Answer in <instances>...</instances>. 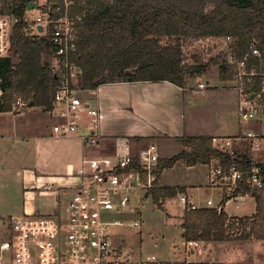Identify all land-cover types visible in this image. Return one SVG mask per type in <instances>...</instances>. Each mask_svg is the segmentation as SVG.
I'll use <instances>...</instances> for the list:
<instances>
[{
	"label": "trees",
	"instance_id": "1",
	"mask_svg": "<svg viewBox=\"0 0 264 264\" xmlns=\"http://www.w3.org/2000/svg\"><path fill=\"white\" fill-rule=\"evenodd\" d=\"M0 0V13L17 21L12 30L11 54L0 59V112L12 110L19 97L27 106L51 108L57 82L48 69L49 48L45 37L24 32L29 2ZM80 13L77 48L73 60L81 67L79 86L95 90L113 82L169 81L186 88L189 81L219 65L222 80H232L234 67L220 55L206 62L192 57L184 61L183 39L200 40L230 36V46L238 57L250 53L253 39L264 48V0H75L73 14ZM170 40V42H169ZM174 40V42H173ZM16 58V60L14 59ZM248 69L264 70V56L249 54ZM262 77L253 78L250 88L258 93ZM182 149L171 157L159 158L156 179L147 197L161 208V201L182 192L180 187L158 186L162 171L182 161L187 166L216 161L225 170L236 162L242 171L251 168L247 155H230L214 147L212 137L186 135L177 138ZM264 176V175H263ZM238 193L249 192L256 202L250 216H230L216 208L186 210L181 224L186 241L261 240L264 235V187L248 188L241 183ZM230 196L225 195V203ZM184 264H229L188 262Z\"/></svg>",
	"mask_w": 264,
	"mask_h": 264
},
{
	"label": "built area",
	"instance_id": "2",
	"mask_svg": "<svg viewBox=\"0 0 264 264\" xmlns=\"http://www.w3.org/2000/svg\"><path fill=\"white\" fill-rule=\"evenodd\" d=\"M74 4L75 0L38 3V8L27 10L25 14L24 32L48 40V69L57 79L52 105L47 111L54 120L53 134L70 137L84 128L79 134L83 145L95 146L100 139L101 117L93 102L95 97H91L95 95V90H86L90 94L87 98L79 95L77 83L82 69L73 56L77 48V24L82 15L73 14ZM35 11L39 14L30 15ZM16 21V17L0 13V59L11 54V35ZM39 26L42 31L38 30ZM209 38H218V54L235 68L232 80L238 98L240 126L236 138H255L256 134L248 130V125L257 117L264 101V70L256 72L254 66L248 69L247 60L249 54L264 56V48L260 50L257 40L253 39L250 53L238 57L230 46V36ZM223 46L226 47L225 54ZM256 76L262 77L258 93L250 88ZM197 86L202 88L203 84ZM14 105L17 109L27 107L26 101L21 98L16 99ZM212 140L225 147L232 143L231 138ZM219 150L234 155L232 149L219 147ZM159 158L155 143L143 146L137 153L117 149L112 154L83 156L74 174L77 177L75 190L62 200L56 211L49 214L26 212L11 217L10 231L0 238V264H168L154 253L142 255L135 253V249H122L114 241L116 230H113L123 225L121 216L126 212L137 211V206L131 204L134 194L143 192L147 196L156 179L154 169ZM251 164L249 171L244 172L236 162L225 170L215 161L209 168V185L223 189L231 199L244 200L251 195L249 192H237L241 183L248 188L264 187V160L251 161ZM55 184L58 188L54 187ZM63 186L46 181L41 189L59 194L65 188ZM180 199L185 203L186 195ZM211 203V200L207 201L208 205ZM197 207L191 202L187 205L188 210ZM213 208L220 210L221 206L213 205ZM127 224L131 228L137 225L136 222ZM261 241L264 244V235Z\"/></svg>",
	"mask_w": 264,
	"mask_h": 264
},
{
	"label": "crops",
	"instance_id": "3",
	"mask_svg": "<svg viewBox=\"0 0 264 264\" xmlns=\"http://www.w3.org/2000/svg\"><path fill=\"white\" fill-rule=\"evenodd\" d=\"M207 70L208 68L192 79L196 81L194 86L191 84V80L186 88H180L165 80L113 82L99 85L95 89L93 101L98 107L101 117L100 139L97 145L100 144L103 149H106L105 154L107 155L114 153L117 149L122 152L128 150L131 153H137L143 146L155 143L158 147L159 156L162 158L171 157L182 149L177 138L186 135H206L218 139H232V143L227 147L214 142V147L217 149L219 147L232 149L234 155H247L252 161L251 151H254V155L256 153L264 157V101L257 117L248 125V130L256 134V137L252 139L236 138L240 126L237 117L238 98L235 83L233 80L220 79L218 74H213L210 77L207 75L209 73ZM202 76L213 80V83L210 84L209 80L198 78ZM199 83L203 84L202 88L197 86ZM77 86L80 89L79 82ZM210 94L216 95L215 104H209L214 107V113L211 116L208 115V118H204L200 115L202 102L207 96L210 97ZM42 111L44 115H42ZM0 114L4 115L0 119V165L7 164L6 160L2 158L5 151L15 152L20 161L10 167L12 171L15 169L19 175L24 173L25 186L27 187L23 188V194L27 197H32L35 193L53 194L50 211L54 212L64 198L61 200L60 195L54 191L42 190V183L52 181L64 185L63 187L69 190V195L73 193L75 190L74 183L77 180H72V176L80 166L82 157L94 153V149L81 143L79 134L85 129L81 128L70 137L56 136L52 132L54 120L47 111L35 106H27L25 111L17 114L10 111L0 112ZM5 124L10 126L9 130L4 129ZM60 163L64 166L59 168ZM211 164H215V161L195 166H187L184 162L178 161L172 167L164 169L157 179L158 186L183 189L182 192H177L176 195L163 199L161 201L162 207L158 208L164 214L160 225L162 228H176V226L179 228L180 241L170 232L166 233L167 231L160 235L173 249L176 258L179 256L186 257L190 259V262H217L203 259V253L199 247L212 243L219 244L224 241H186L182 236L183 229L181 226L184 213L188 210L187 205L190 202L197 205V209L213 208V205H220L227 215L234 216L224 210L225 204L232 199L222 203L225 196L224 190L209 185L208 172ZM199 167H208V171H205L202 178H199L195 171ZM58 169L59 171L65 169V171L64 173L59 171L55 173L54 171ZM183 169L186 170L187 174L181 182L177 174ZM54 187L58 188L57 184ZM202 188L211 192L216 190L215 200L207 198L203 203V200L199 198V191ZM54 194L55 197L57 196L55 200ZM182 195H186V204L180 199ZM251 198L254 201V211L250 214L235 216H250L255 212L256 202L253 197ZM208 200L212 201L210 205L207 204ZM170 203L173 206L171 211L169 209ZM24 206V210L28 213L37 211L33 202L25 201ZM248 245L251 246L252 244L248 242ZM175 249H179L180 253H177ZM219 263H224V261L220 260Z\"/></svg>",
	"mask_w": 264,
	"mask_h": 264
},
{
	"label": "rangeland",
	"instance_id": "4",
	"mask_svg": "<svg viewBox=\"0 0 264 264\" xmlns=\"http://www.w3.org/2000/svg\"><path fill=\"white\" fill-rule=\"evenodd\" d=\"M46 0H37L35 2L39 3V5L43 4ZM1 5V3H0ZM39 12L35 11L33 16L38 15ZM217 39L218 38H205L200 40L194 39H183V47L182 51L184 54V61L191 63L193 61L192 57L195 56L196 59H200L202 61H207L213 55L218 54L217 48ZM170 42V40H169ZM174 42V40H173ZM16 60V58H14ZM208 72L207 75L211 77V75H219V65L216 64H209L207 66ZM196 78V77H195ZM201 80H209L210 84H212L213 80L208 79L205 76L198 77ZM190 81L188 82V84ZM187 84V85H188ZM191 84L194 86L196 84L195 80L191 81ZM121 89V88H118ZM120 92V91H119ZM118 92V93H119ZM121 94V93H119ZM79 95L81 97L87 98L90 94L87 91H80ZM121 96V95H119ZM94 97V96H91ZM19 98V97H18ZM17 98V99H18ZM122 98V96H121ZM95 99V98H94ZM93 99V100H94ZM216 95L210 94V97L207 98L202 102V112L200 115L202 117H206L208 115H213L214 107L209 104H215ZM199 99H197L198 101ZM16 101V100H15ZM14 101V103H15ZM199 102V101H198ZM12 105V112L13 114H17L21 111H25L26 107L22 109H17L15 105ZM198 104V103H197ZM208 105V106H206ZM200 107V106H199ZM44 115V112H41ZM3 114H0V119L3 118ZM53 123V122H52ZM264 124V118H263ZM7 127V128H6ZM4 129L9 130L10 126L5 124ZM112 142V141H111ZM82 143V141H81ZM87 147V146H86ZM94 149V153H90V156H100L106 155V149H103L102 146L99 144L97 146H90ZM254 151H251V157L253 161H261L264 159L262 155H258ZM3 157L7 164L0 165V238L5 237V235L10 231V219L11 217L26 213L24 203L33 202L37 208V211H31L30 213L34 214H48L52 213V198L53 194H37L35 193L32 197H27L23 194V188L26 183L24 181V173L20 175L11 170V167L15 165L16 162H19V157L13 151H5ZM17 156V158H16ZM16 158V159H15ZM11 166V167H10ZM61 163L59 164V168L63 167ZM185 169V168H184ZM182 170L178 172L177 177L180 178L181 182L185 179V174H187L186 170ZM208 171V167H199L196 169L197 176L202 178L205 174V171ZM59 171H54L55 173ZM63 171H59L64 173ZM66 174V173H65ZM189 177L187 178V180ZM72 180H77L76 175L72 176ZM178 182V183H181ZM56 193V192H55ZM60 198H68L69 190L67 188H63L60 190ZM135 198L131 200V204L137 206V212H126L123 216H121V220L124 221L123 225L120 227H114L113 230L115 232L114 241L124 250L135 249V253H141L142 255L154 253L160 259L169 260L167 261L168 264H184L190 262V259L186 257H174L173 249L167 245V243L161 238L160 235L162 233L170 232L173 236L175 235L176 238L179 239V228L167 227L162 228L160 225L162 224V218L164 217L163 212L158 209L157 205L152 202L150 205V199L146 196L144 197L143 192L135 193ZM217 195L216 190L209 191L208 189L202 188L199 191V198L203 200L204 203L207 198H211L215 200ZM57 199L54 194V200ZM60 200V201H61ZM156 205V207H155ZM162 205V204H161ZM172 204L170 203V211L172 210ZM58 207H56L57 210ZM55 210V211H56ZM163 210L166 209L163 206ZM224 210L232 215H241V214H250L254 211V201L253 199L246 198L244 200L235 199L233 198L230 202L225 204ZM120 219V217H119ZM3 222V223H2ZM136 222V227L131 228L128 226L127 223ZM177 240V239H176ZM248 242L252 245L249 246ZM156 244V245H155ZM177 253H180L179 249H175ZM199 250H202V258L205 260H213L219 263L220 260L224 261V263L229 264H264V244L261 240H256L255 238H251L248 240L242 239H231L229 241H224L222 243L216 244H209L207 246L202 245L199 247ZM190 258V257H189ZM172 260V261H171Z\"/></svg>",
	"mask_w": 264,
	"mask_h": 264
},
{
	"label": "water",
	"instance_id": "5",
	"mask_svg": "<svg viewBox=\"0 0 264 264\" xmlns=\"http://www.w3.org/2000/svg\"><path fill=\"white\" fill-rule=\"evenodd\" d=\"M38 7H39V5H38L37 2H35V1H33V2H29L28 5H27V10H33V9L38 8ZM38 30H39V31H42V27L39 26V27H38ZM222 50H223V54H225V53H226V47L223 46V47H222Z\"/></svg>",
	"mask_w": 264,
	"mask_h": 264
}]
</instances>
